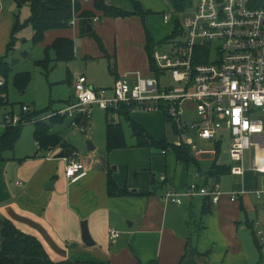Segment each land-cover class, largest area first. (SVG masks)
Listing matches in <instances>:
<instances>
[{"label":"crops","instance_id":"obj_1","mask_svg":"<svg viewBox=\"0 0 264 264\" xmlns=\"http://www.w3.org/2000/svg\"><path fill=\"white\" fill-rule=\"evenodd\" d=\"M97 1H80L83 11H90L98 18L97 22L92 20V26L89 25L90 32L93 31L90 36L97 42L96 49L89 42L90 37L82 36L79 18L77 29L70 36L54 33L61 29L45 33V37L53 33L51 45L58 38L72 40L74 59L75 56L89 58L83 71L69 73L73 90L74 81L80 75H85L88 85L94 89L111 88L118 78L136 71L150 75L152 68L146 51L147 36L157 48L175 29V20L166 24L163 16H158L162 28H152L154 18L149 14L168 13L159 0H135L145 12H149L144 18L140 15L104 17L95 9ZM104 1L127 12L135 11L132 1ZM142 21L146 25L143 26ZM97 39L101 40L103 47ZM99 59L107 60L112 75L110 82L101 77L105 76L103 70L107 65L95 63ZM97 66L102 74L96 71ZM7 101L9 104L5 109L14 108L9 102V91ZM74 101L75 92L66 100V106ZM50 110L47 113L56 111ZM142 126L153 136L146 126ZM6 129L0 125V143ZM62 138L78 152L66 138ZM18 141L13 151L0 152V221L9 220L23 234L36 237L54 264H264L253 227L257 219L264 222V199H257L250 193L232 202L224 194L215 204L210 197L190 198L184 195L191 183L202 186L218 183L224 193L243 188L251 191L264 185L262 174L249 171L244 176H237L231 173V140L228 136L205 143L212 145L214 150L204 147L206 153L199 158L192 153L200 167L195 163L187 165L178 161L171 149L165 155L160 153L151 157L150 166H147L144 147H131L134 149L129 151L127 160L119 156V152L128 145L103 154L97 151L92 141H87L90 142L89 153L82 150L80 159L84 160L88 173L76 181H70L65 175L66 159L56 158L65 153L61 146L56 148L54 157L48 159L49 150L40 147L34 131L31 142L24 144ZM225 142L228 143L229 159L223 161ZM204 156H210L207 159L210 167H201L200 161ZM215 162L230 167V172L211 176L209 172ZM195 165L197 167H193ZM110 172L118 186L131 194H108ZM162 176L167 178L165 184L161 181ZM165 185L181 194L182 204L163 199ZM205 208L210 213L204 215ZM83 222L90 235V245L83 240ZM111 230L117 231L119 237L110 238Z\"/></svg>","mask_w":264,"mask_h":264},{"label":"built area","instance_id":"obj_2","mask_svg":"<svg viewBox=\"0 0 264 264\" xmlns=\"http://www.w3.org/2000/svg\"><path fill=\"white\" fill-rule=\"evenodd\" d=\"M78 1L84 0L71 3ZM77 19L74 12L70 25L77 24ZM172 19L169 13L163 15L166 24ZM175 22L171 36L151 55L150 75L136 71L102 89L90 87L86 76L80 75L74 81L73 103L34 116L27 105L18 111L1 106L0 125L18 127L64 117L74 130L85 132L94 106L114 112L125 107L132 114L161 113L177 134L174 147H189L199 158L206 153L203 144L228 136L231 173L264 175V0H195L190 16ZM6 85L0 72V99L5 101ZM189 113H195L197 119L188 120ZM56 148L49 149L48 159L54 157ZM161 153L165 155L167 150ZM65 159V175L70 181L87 175L88 167L76 150ZM161 181L165 184L166 176ZM250 193L264 199V185L224 193L218 183H191L184 195L210 197L217 204L224 194L235 202ZM163 199L182 204L181 194L168 185ZM253 227L264 258V222L257 219ZM116 237L119 233L111 230L110 238Z\"/></svg>","mask_w":264,"mask_h":264},{"label":"rangeland","instance_id":"obj_3","mask_svg":"<svg viewBox=\"0 0 264 264\" xmlns=\"http://www.w3.org/2000/svg\"><path fill=\"white\" fill-rule=\"evenodd\" d=\"M127 1L131 2V0ZM159 1L160 5L163 6V10H166V12L171 14L174 20L184 19L185 17L190 16L191 9H188L183 13L176 12L172 9L168 0ZM149 15H152V18H154L151 22L152 28L160 30L162 27L158 16L162 17L163 13L160 11ZM30 16L31 7L29 3L21 4L16 0H0V59H5L12 66L8 79L9 102L14 106L16 111L20 110L22 105H27L35 111H43L47 109L49 105H51V110H58L66 106V100L70 99L75 92L69 82V73L71 71H83L87 65L86 60H89V58L85 59L80 56H75V59L70 62H59L55 61V54L51 51L50 57L52 61L47 65H40L39 62L44 61L46 58L47 48L51 45L53 40V33L52 36H48L47 34L43 42L35 44V31L31 24L24 26L16 33L15 45L7 51L13 26L17 21L25 24ZM142 22L143 26L146 25L144 21ZM76 26L77 24H74L67 29L57 30L54 33L70 36L71 32L77 29ZM82 36L90 37L89 42L93 44V49H96L97 42L92 36L86 34ZM95 63L107 65L105 70H103L105 76L101 75V77L104 81L110 82L112 75L109 71L107 60L99 59ZM98 70L99 73L102 74V70L97 66L96 71ZM25 75H29L31 80L27 85H21L18 83V77ZM3 110L4 109H0V113L3 112ZM110 117H112L116 123L120 122L122 124L128 148L119 152V156L127 158L128 160L129 151L131 152L134 149L131 147L135 146L138 148L130 124L123 117L119 118L117 115H110ZM186 117L188 120L197 119L195 113L186 114ZM132 118L139 124L146 126L157 140L166 136L167 141L173 143L177 138V134L172 132L171 123L165 120L164 115L161 113H133ZM89 123L90 124L86 127L85 132L80 130L76 131L69 126V119L67 118L64 123L52 125V129L54 132L61 134L62 137L66 138L70 144L77 148L80 156L83 154L82 150L89 153L87 141H92L99 153L104 152L103 154H108L106 149V111L100 109L98 106H94L91 109ZM86 125H88V123H86ZM34 126L33 123L25 124L22 128V136L18 142L24 144L27 141L31 142ZM202 146L206 149L214 150L212 145L203 144ZM144 149V151H146V164L147 166H150L151 157L161 155V149L155 147H145ZM210 156H204V159L200 161L201 167H210L211 163L207 160ZM221 158L223 161L229 159L227 142H225L222 147ZM193 167L197 166L195 165Z\"/></svg>","mask_w":264,"mask_h":264},{"label":"trees","instance_id":"obj_4","mask_svg":"<svg viewBox=\"0 0 264 264\" xmlns=\"http://www.w3.org/2000/svg\"><path fill=\"white\" fill-rule=\"evenodd\" d=\"M19 3H29L31 7V16L25 22V24L17 21L12 28L11 39L7 46V51L15 45L16 33L24 26L31 24L34 33V43L38 44L44 41L45 33L49 30L67 29L70 27V22L73 18L74 12L78 14L80 32L82 35H93V31L87 33L89 25L92 26V20L95 17L94 13L90 11H83L82 5L78 1L76 5L71 3V0H16ZM134 6V12H127L121 8L109 6L104 0L95 2V9L101 11L104 17H127L131 15H140L144 18L149 12H145L141 4L135 0H131ZM172 9L176 12H185L194 4L195 0H168ZM41 3H45L50 10L45 14L41 13ZM100 46L103 47L100 39H97ZM155 49V45L147 36L146 51L150 58V66H152L151 55ZM54 52L55 61L70 62L74 59V44L73 41L67 38H58L55 42L47 48V55L44 61H40V65H47L52 61L50 52ZM12 69L10 63L5 59H0V72L6 77L7 85L4 91L8 93V79L9 73ZM30 76H19L18 83L21 85H27L30 82ZM17 82V78H16ZM70 102L69 104H71ZM8 101L0 99V107L6 106ZM51 107L43 111L33 113L31 116L47 113ZM110 115H117V117L125 118L130 124L133 137L136 139L137 147H155L162 150L171 149L177 160L187 165L195 163L199 166L196 158L192 155L189 147H174L172 143H169L166 138L161 141L156 140L141 124L132 118V113L125 107H121L114 112L113 110L106 111V144L108 153L127 147L125 133L122 128V124L116 123ZM166 120H168L165 117ZM66 119L64 117H52L47 121H38L34 127V138L44 150H49L52 147L61 146L65 154L71 155L74 148L69 147L59 133H54L52 125L64 123ZM23 126L8 127L5 134L1 138L0 152L13 151L17 141L22 135ZM72 150V151H71ZM219 153V151H218ZM200 167V166H199ZM209 174L211 176H219L230 172V167L218 165L216 162L212 164ZM108 194L110 196H127L131 194L126 188H121L116 183L112 173L108 175L107 183ZM210 213L207 208L204 209L203 214ZM0 236H1V248H0V264H54L47 256L40 242L36 237L23 234L16 226L9 220L0 221Z\"/></svg>","mask_w":264,"mask_h":264},{"label":"water","instance_id":"obj_5","mask_svg":"<svg viewBox=\"0 0 264 264\" xmlns=\"http://www.w3.org/2000/svg\"><path fill=\"white\" fill-rule=\"evenodd\" d=\"M48 10H50V7H48L45 3H41V13L45 14ZM91 27H89L88 32H90ZM90 145V142L88 143ZM92 149V148H91ZM66 154L65 153H60L59 155L56 156L57 159L59 158H65ZM82 229H83V240L87 245H90V235L87 231L86 223H82Z\"/></svg>","mask_w":264,"mask_h":264}]
</instances>
